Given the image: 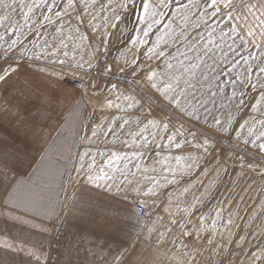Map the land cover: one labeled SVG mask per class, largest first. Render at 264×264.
<instances>
[{"label": "snow or ice", "instance_id": "1", "mask_svg": "<svg viewBox=\"0 0 264 264\" xmlns=\"http://www.w3.org/2000/svg\"><path fill=\"white\" fill-rule=\"evenodd\" d=\"M241 2L244 8L243 13L236 12L237 5L234 0H186V2L185 0H139V4L136 3V0H116V2L107 0L106 3H100L98 10H96L97 0H91V3L89 0H0V29H3L0 31V49H2L0 51V83H6L15 75L22 63L31 65L36 62H44V66L39 69L41 72L57 80H64L66 74H70L73 80L79 81L81 90H84L88 87L84 80V77L88 75V72L85 71V65L89 70L95 67L93 64L95 57L90 55L89 59L85 61L81 56L80 60H77L75 51L78 46H74L73 56L70 60L67 59L69 51L66 39H73V32L83 45V42L89 37L82 34L80 28L85 23L89 24L91 31L101 38L104 51L107 52L109 38L114 34V30L120 27L122 21L117 9L124 12L132 11L136 16L133 30L137 35L131 38L133 48L137 44L145 45L148 43L144 38L148 37L154 28H157L158 32L161 31L157 26L168 19V23L163 24V37L157 36L152 46L144 52L148 61H157L156 67L142 64L134 57L131 60L125 59V66L121 67L120 71L123 72L125 69L130 71L132 76L138 79V82L146 84L154 90L158 94V98L166 102L167 107L173 112L179 113L181 117L197 122L203 118L207 129L197 133L189 128L185 133L183 120L179 122V127H172L170 130L168 122L170 118L147 119L144 127H140L139 132L134 134L142 137L145 141L140 147H147L148 138L145 133L148 126L151 125L158 130L156 133H152L153 140L160 132L166 134L168 144L165 147L181 148L183 144H191L197 150L202 149L207 152L214 143L213 137L209 136L208 132H215L222 138H234L238 143L245 146L251 145L252 148L258 150V153L264 154V0H255V2L241 0ZM241 15L245 21L243 27L238 23ZM249 17H251V23L248 22ZM73 19L78 22L75 29L71 27ZM97 19L101 20L102 24L93 25L92 20ZM101 27H103L102 32L99 31ZM25 28H27V33L23 31ZM50 28L52 33L49 39L48 30ZM66 28L68 30L67 36H65ZM190 29L191 31H189ZM121 31L123 30L121 29ZM162 41L164 47H161ZM29 44L31 47H28ZM217 50H220L219 60L215 55ZM61 55L64 59L61 58ZM209 60L212 61V64L208 63ZM160 61H163V64ZM241 62H243V72H237L236 70L241 67ZM117 63H119L118 60ZM218 63L225 64V66L215 67ZM66 64L67 69L60 73L47 71L48 68H55L57 65L63 69ZM104 71L110 73L111 65H107ZM234 72L236 74L233 77ZM91 87L95 92L96 85L93 84ZM229 87L231 88L230 95L227 92ZM115 89L116 85L112 84L109 91ZM30 91L32 89L22 92L21 95L27 96ZM249 93L257 94L255 103L251 104V110L252 112L260 110V118L253 117L251 121L248 119H244L243 122L237 121V127L234 126L230 113L223 120L220 115L216 114L220 108L225 107L223 104H217V97L227 99L239 112L246 106V98ZM116 98L120 99V94ZM123 98L128 102L127 107L129 109L140 104L135 96L128 95ZM37 99H39L38 96ZM148 102L153 103L150 97ZM106 104L111 107L112 101L108 100ZM210 104L211 107H209ZM10 107L13 108L11 114L17 118L18 123L24 124V127L20 129L22 134L32 137L39 136L43 130L40 120L46 118V111L37 108L35 112L37 119L26 121L18 105L12 106L5 101L3 111L7 112ZM116 107L119 109L120 105L117 104ZM201 110H203V115ZM129 123L130 121L125 119L119 127L123 129ZM137 125L139 127V120H137ZM109 133L114 134L111 124L104 135ZM96 136L97 130L93 128L91 137H80V140L90 142L91 138ZM188 136H191L192 139L189 140ZM177 137L184 139L178 140ZM157 147L159 148L160 145ZM68 154L72 155L71 148L68 149ZM99 155L104 156L105 153L100 152ZM131 155L132 158H136L142 157L143 153L137 151ZM75 156L76 159L71 170H69L68 183L83 176L88 184L97 188L103 186L111 190L115 187L119 192L125 183L132 187L133 181L130 177L134 176L135 173L112 166L115 161L127 160L128 157L125 154L111 152L109 158L104 161V165L98 168L94 153L77 152ZM0 159L4 161L5 165L2 179H0V187H5L8 193L4 200L0 201V204L6 206L0 210V215L24 224H30L31 222L23 219V216L35 217L38 211H43L45 209L44 200L40 192L35 189L25 193L23 197L17 195V187L20 181L18 179L9 181V174L14 169L8 166V161L15 160L22 163L21 154L12 153L4 141H0ZM199 159L200 157L176 155L174 160L177 167H165L161 170L164 173L170 172L172 176L171 179L164 176V182L166 184L179 183L176 179L177 173L179 172L181 176L186 172L190 173L193 167L198 164ZM240 159L243 160V157ZM123 167L128 169V163H124ZM133 167L138 171L141 169L139 162L135 163ZM72 172L76 174L75 177ZM116 172L120 173L118 184L116 183ZM147 172L148 169L145 167L143 178L148 181L149 185L146 190L140 187L132 189L137 196L154 197L157 195L155 189L159 187L160 181L155 177L146 175ZM202 175L207 176V172H203ZM188 191L189 188L185 187L181 195ZM197 203H202L199 197L194 198L191 207L195 208ZM145 206V201L140 200V209L143 210ZM63 208L67 209L68 212L79 211L74 202L64 205ZM165 211L169 210L165 209ZM183 211L189 212V207L186 205ZM221 211V209L216 210L209 229L204 227L206 217L203 215L199 217V226L195 233L197 240L202 238V232L210 231L206 237L207 243L210 246L216 243L217 218L221 216ZM46 215L48 219L60 218L59 212L54 207L49 208ZM190 222V220L182 222L173 214L169 225L178 226L181 229V235L191 239L192 233L188 231L187 226ZM155 223L154 221L153 225ZM231 224L232 219L229 216L225 222L224 231H230ZM170 226L164 228V232L159 234L158 240L162 241L164 233L171 231ZM42 230L47 231L44 228ZM148 231L151 234L156 229L153 226L149 227ZM239 240L243 241L244 237H239ZM174 243H178V241H174ZM0 247L15 252L27 249V254L34 257V261L30 264H44L47 261L45 254L42 262V245H29L23 240L9 242L5 238L0 241ZM183 247L187 249L188 244L185 243ZM216 247L219 245L217 244ZM65 248L70 257L73 253L77 257L81 251L85 253L84 258L77 260L75 264H125L126 260L122 253L110 258L106 254L103 244H97L90 240L86 241L83 237L79 240L70 239ZM196 254L197 249L195 247H193L191 255L185 251L187 259L180 261L179 264H196ZM0 264H11V262L0 261ZM66 264H74V262L70 258ZM240 264H243V261ZM248 264H264V248L252 251Z\"/></svg>", "mask_w": 264, "mask_h": 264}, {"label": "rangeland", "instance_id": "2", "mask_svg": "<svg viewBox=\"0 0 264 264\" xmlns=\"http://www.w3.org/2000/svg\"><path fill=\"white\" fill-rule=\"evenodd\" d=\"M89 2L91 3V0ZM102 2L106 3L107 0H97L96 10L99 9ZM249 2H255V0H249ZM136 3L139 4V0H136ZM234 3L237 5L236 12L243 13L244 8L241 0H234ZM90 11L92 10L90 9ZM117 12L121 15L122 21L120 27L115 29L114 34L109 38L107 52L104 51L101 38L91 31V26L87 23L80 28L81 33L89 37L88 40L83 42V45H81L78 37H75L74 32L72 33L73 39H66L69 51L67 59L70 60L73 56L74 46H78L75 51L77 60H80L81 56L85 61L89 59L90 55L95 57L93 59L95 67L89 70L85 65V71L88 72V75L84 77L85 83L88 85L86 89L76 91L72 86V83L76 80H73L70 74H66L64 80H57L41 72L39 69L44 66V62H36L31 65L22 63L19 71L6 82L23 92L32 89L28 94L56 113L52 112L54 116L49 115L48 118L46 116L45 119L40 120L43 130L36 137L22 134L20 129L24 127L23 123H18V121H15V123L8 122L15 124L17 131L14 135L8 136L10 141L7 145L12 153H20L22 159V163L15 160L8 161L12 163L11 166L9 164L8 166L14 169L9 174V181L17 179L20 181L17 187V195L20 197L35 189L40 192L42 198L58 200L65 213L72 212H68L63 206L74 202L81 213L88 214L90 210L89 184L83 176L68 183L69 170L72 168L77 152L94 153L98 168L104 165V161L109 158L113 151L118 154H125L128 157L127 160L115 161L114 167L120 166L121 163L124 165L127 162L130 165L136 160L138 162L142 161L140 158H132L131 154L133 152L153 151L157 157L152 159L149 155L151 159L146 158L144 161L148 163L142 165V168L146 167L151 172L155 170L156 179L160 181L159 185L169 186L170 193L174 191L175 200H178L177 198L191 199L199 197L207 199L211 203L213 200L218 199L219 209L223 201L224 222L231 216L230 231H225L223 239L215 240V244L209 245L210 251L215 253L196 255V264H240L241 261H243V264H248L251 252L264 248V154L258 153V150L252 148L251 145L245 146L238 143L234 138H222L215 132H208V135L213 137L214 143L207 152L202 149L197 150L191 144H183L181 148L175 146L165 147L168 144L166 134L160 132L153 140L152 133H156L158 130L151 125L148 126L145 133L148 138L147 147H140L145 141L142 137L134 134L139 132L140 127H144L147 119L170 118L168 119L170 130L172 127H179V122L183 120L185 133L189 128L199 133L206 130L207 125H205L203 118L197 122L181 117L179 113H175L167 107L166 102L159 99L154 90L146 84L138 82V79L134 78L130 71L127 69L123 72L120 71V68L125 66V59L131 60L134 57L142 64L156 67L157 61H148L144 52L152 46L157 36L163 37V24L168 23V19L157 26L161 31L158 32L157 28H154L152 33L144 38L148 43L145 45L137 44L133 48L131 38L137 35L133 30L136 16L132 11L124 12L117 9ZM88 19H91V17H88ZM248 22L251 23V17L248 18ZM77 23L73 19L71 27L75 29ZM238 23L243 27L245 23L243 15H241ZM92 24H102V21L99 19L92 20ZM0 31H3V29H0ZM23 31L27 33V28ZM48 31L50 34L48 38L50 39L52 29L50 28ZM99 31L102 32L103 27ZM67 35L68 30L66 28L65 36ZM28 47H31V44ZM161 47H164L163 41ZM97 49L99 50L97 51ZM219 52L220 50H217L215 54L218 60L220 59ZM61 58L64 59L62 55ZM117 60L119 63H117ZM160 63L163 64V61H160ZM208 63L212 64V61L209 60ZM109 64L111 65V72L106 73L104 69ZM225 64L218 63L215 67H224ZM66 69L67 64L63 69L57 65L55 68H48L47 71L60 73ZM236 71L243 72V62ZM235 74V72L232 74L233 77ZM93 84L96 85L95 92L91 87ZM112 84L116 85V89L109 91ZM227 92L230 95V87ZM118 94H120V99L116 98ZM7 95H10L7 89L0 92V116L7 117L5 115L7 112L3 111L4 107L2 105L5 104V101H8V103H18L20 112L26 121L37 119L35 116L36 107L30 103L31 101L25 100L23 96H21V100H16V96L19 97L16 94H12L11 99L9 98L11 96ZM128 95L135 96L140 104L129 109L127 107L128 102L123 98ZM256 95V93H249L246 98V106L239 112L227 99L217 97V104H223L225 107L220 108L216 114L220 115L223 120L230 113L233 124L237 127V121L243 122L244 119L251 121L253 117L258 119L260 118V110L256 112L251 110V104L255 103ZM37 96L39 99H37ZM149 97L153 101L151 104L148 102ZM108 100L112 101L111 107L106 104ZM117 104L120 105L119 109L116 107ZM211 106L210 104L209 107ZM201 114L203 115V110H201ZM13 117L10 119L12 120ZM0 119L2 118L0 117ZM114 119L115 122L113 123ZM125 119L129 120L130 123L121 129L119 126ZM137 120L140 121L139 127ZM110 124L114 129V134L104 135ZM93 128H96L97 136L92 137L90 142L87 140L82 142L80 137H91ZM25 139L33 140L31 141L33 158L26 156ZM177 139L183 140L184 138L177 137ZM188 139L191 140L192 137L188 136ZM157 145H160V147L158 148ZM69 148H71V156L68 154ZM100 152H104L105 155H99ZM176 155L200 157V159L190 173L186 172L183 176L179 172L177 173L176 179L179 183L166 184L163 177L168 176L171 179V173H164L161 170L165 167L176 168L177 165L174 160ZM240 157H243V160ZM28 166H34L33 173L30 174V171L26 173V167ZM4 167V161L0 159V179H2ZM205 171L207 176L202 175ZM72 175L76 176L74 172H72ZM185 187H188L189 191L181 195ZM0 193V201H3L8 194L5 187H1ZM146 209L149 217L158 213V208L155 206H146ZM210 211L211 206L209 204ZM241 236L244 237L243 241L239 240ZM217 244L219 247H216Z\"/></svg>", "mask_w": 264, "mask_h": 264}, {"label": "crops", "instance_id": "3", "mask_svg": "<svg viewBox=\"0 0 264 264\" xmlns=\"http://www.w3.org/2000/svg\"><path fill=\"white\" fill-rule=\"evenodd\" d=\"M5 89L10 92V95L7 96L16 94L19 96H16V100H21V93L23 91L14 85L2 83L0 92ZM9 98L11 99L12 96ZM23 98L31 101L30 103L34 104L36 109H45L47 118L49 115H53L52 112L55 113L41 102L32 98L29 94L23 96ZM8 104L12 106L18 105L15 102ZM2 106L4 107L5 104ZM12 111L13 108L10 107L7 113H5L8 118L0 116L2 118L0 119V141L6 143L10 141L8 140V136L14 135L17 131L15 124H13L17 121V118L13 117L11 114ZM10 115L13 117L12 120L10 119L12 117H9ZM31 141L25 139V152L26 156L28 155V157L33 158ZM142 153V157L135 158L142 160L140 161L141 169L139 171L133 167L138 162L137 160L132 162L128 169H124L122 163L120 166H115L121 170H130L132 173H135L134 176L130 177L133 181L132 187H129L125 183L123 189L117 192L115 187L108 190L103 186L97 188L89 184L88 198L90 201V210L88 214L81 213L80 209L79 211L66 214L60 207L58 200L43 198L45 203V209L43 211H38L35 217L31 215L23 216V219L31 222L30 224H24L20 221L9 219L7 216L0 215V241L7 238L9 242L23 240L29 245H42V262L44 255H47V261L44 264H66L70 258L74 264L77 260H82L85 256L83 251L80 252L78 257L74 253L70 257L65 248L70 239L75 238L79 240L81 237L86 241L90 240L97 244H103L105 246V252L110 258L111 256L122 253L123 257L126 258L125 264H179L180 261L187 259L185 251L190 255L192 254L193 247L197 249L196 255L215 253L214 251H210V246L206 239L210 231L202 232V238L200 240L196 239L195 233L199 226V217L201 215L206 217L205 229H209L211 220L215 217L216 210L219 209L218 199L209 203L207 199L200 198L202 203H197L195 208H192L194 198H177L178 200H175L174 191L170 193L169 186L161 185L155 189L157 195L154 197L137 196L135 191L132 190L134 187H140L146 190L149 186L148 181L143 178L144 168H142V165L148 163L144 160L150 157L152 159L157 157L153 151ZM149 155L151 156L149 157ZM8 164L9 166L12 165L10 162ZM33 170L34 166L26 167V173L30 171L31 174ZM146 175L157 178V174L154 171H148ZM115 176L117 177L116 183L118 184L120 182V173L116 172ZM140 200H144L146 206L157 207L158 213L151 217L148 216L146 219H140L134 216L132 213L133 205L139 203ZM209 204L211 206L210 212ZM186 205L189 207V212L183 211ZM52 207L59 212V219H48L46 212ZM3 208H6V206L0 205V210ZM165 209L169 211H165ZM220 209L222 211L221 216L217 218L215 240L223 239L225 233L223 201L220 204ZM173 214L176 218L181 219L182 222L191 221L187 225L188 231L192 233L191 239L183 237L181 235V229L178 226L169 225ZM154 221L156 222L155 225H153ZM153 226L156 231L149 234L148 228ZM166 226H170L171 231L164 233V239L160 241L158 240V236L161 232H164ZM42 228L47 229V231H43ZM174 241H178V243H174ZM185 243L188 244L187 249L183 247ZM0 261H9L11 264H30V262L34 261V257L27 254V249L25 251L15 252L0 247Z\"/></svg>", "mask_w": 264, "mask_h": 264}, {"label": "built area", "instance_id": "4", "mask_svg": "<svg viewBox=\"0 0 264 264\" xmlns=\"http://www.w3.org/2000/svg\"><path fill=\"white\" fill-rule=\"evenodd\" d=\"M72 86L74 87V89L76 91H82L81 90V85H80L78 80L74 81L72 83ZM132 213H133L134 216H136L137 218H140V219H146L148 217V212H147L146 207L143 210H141L140 207H139V203H135L133 205Z\"/></svg>", "mask_w": 264, "mask_h": 264}]
</instances>
